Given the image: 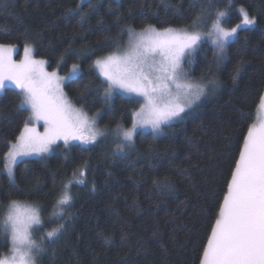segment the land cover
Wrapping results in <instances>:
<instances>
[{
  "label": "trees",
  "instance_id": "16d2710c",
  "mask_svg": "<svg viewBox=\"0 0 264 264\" xmlns=\"http://www.w3.org/2000/svg\"><path fill=\"white\" fill-rule=\"evenodd\" d=\"M80 3L0 0V44L17 45L20 51L27 44L50 71L61 74L78 64L77 78L64 87L68 97L88 114L99 113L103 127H129L140 104L121 94L105 103L106 83L93 61L128 45L129 28H188L201 0H87L77 9ZM229 7L225 27L240 23L241 8L256 17V24L238 32L219 67L207 39L184 61L192 80L214 76L219 84L215 92L209 91L155 138L150 131H138L134 146L117 156L112 155V138L87 146L60 143L47 155L19 161L16 189L11 188L4 153L20 135L29 111L17 108L15 88L0 93V223L11 195L40 205L43 231H51L61 222L52 205L62 185L72 181V218L63 221L66 229L40 255L39 264H200L243 137L264 94V0H213L205 21ZM241 59L245 63L234 83L231 73ZM164 176L171 187H154L153 180ZM78 179L84 183H76ZM9 249L0 234V258Z\"/></svg>",
  "mask_w": 264,
  "mask_h": 264
},
{
  "label": "snow or ice",
  "instance_id": "6c2138e0",
  "mask_svg": "<svg viewBox=\"0 0 264 264\" xmlns=\"http://www.w3.org/2000/svg\"><path fill=\"white\" fill-rule=\"evenodd\" d=\"M83 2L76 5L77 9ZM212 2L201 0L200 11L188 28L158 30L147 25L140 32L129 28L131 47L128 51L123 54L113 52L93 61V69L103 78L101 83L107 84L103 96L105 103L120 90L128 102L140 104V108L131 114L130 127L117 123L114 129L101 130L96 126L95 117L90 118L83 109L74 107L62 85L65 80L70 82L77 78L78 64L71 66L67 77H60L56 71H46V61L33 58V49L29 45L24 47V58L16 62L11 58L12 46L0 44V89L7 86L6 82L15 85L20 98L17 108L30 110L16 142L10 143L4 153V170L10 187L16 189L14 165L20 158L43 155L60 140L66 146L73 141L89 145L106 135L115 138L112 155L117 156L134 146V136L139 129L150 127L155 138L164 127L182 119V114L209 91L215 92L219 86L217 79L210 76L205 80L202 76L199 81L192 80L185 71V59L192 56L207 37L219 67L226 59L229 43L236 39L240 30L254 26L257 20L241 8L240 23L225 27L229 7L217 10L208 30L202 32L199 29L204 25L205 17L211 15ZM88 7L93 5L89 2ZM244 63L241 59L234 65L231 73L234 83ZM258 106L264 110V94H261ZM41 120L45 129L42 134L29 126L32 121ZM79 176L83 177L84 172L80 171ZM76 183L84 181L78 179ZM153 185L165 190L171 187V179L168 176L156 178ZM71 186L72 181L63 184L52 205L56 209L54 218L61 222L51 231H43L40 205H22L9 195L0 234L11 244V255L0 258V264H38V258L47 246L55 243L66 229L67 224L63 221L72 218L68 212L73 200ZM35 232H41L38 239L33 238ZM108 239L105 238L106 242ZM200 264H264V123L258 128L248 127L243 137L239 156L203 246Z\"/></svg>",
  "mask_w": 264,
  "mask_h": 264
},
{
  "label": "rangeland",
  "instance_id": "374dc122",
  "mask_svg": "<svg viewBox=\"0 0 264 264\" xmlns=\"http://www.w3.org/2000/svg\"><path fill=\"white\" fill-rule=\"evenodd\" d=\"M81 1V0H80ZM85 1H87V0H84V2ZM211 21H212V19L211 20H207V21H205L204 22V25H202L201 26V28L199 29L200 31H202V32H206L207 30H208V28L210 27V25H211ZM181 29H184V28H181ZM189 30H192V29H190L189 28ZM205 39H207V40H209L210 41V39H208L207 37H205ZM12 46V48H13V51H12V53H11V58L14 60V61H16V62H20L23 58H24V47L22 48V50L20 51L19 50V46H17V45H11ZM130 47H131V44H130V42L128 43V45H124V47L123 48H120V49H118V50H116L115 52H118V53H120V54H123V53H125L126 51H128L129 49H130ZM20 52V53H19ZM113 53V52H112ZM32 56H33V58L34 59H37V60H41L40 58H36L35 56H34V53L32 52ZM43 60V59H42ZM45 61V60H44ZM45 69H46V71H48V72H53V71H50L48 68H47V64H45ZM70 70H71V68H70ZM69 70V71H70ZM57 72V74L60 76V77H67V75H68V73H66V74H61V73H59L58 71H56ZM97 73H98V71H97ZM78 74V73H77ZM102 78V77H101ZM103 79V78H102ZM67 83V80H65V82H64V84L62 85V87L64 88L65 87V84ZM6 87H12V88H15V85H12V84H10V83H8V82H6ZM5 87V88H6ZM106 87H107V84H106ZM5 88H3V89H0V93L5 89ZM16 89V88H15ZM16 90H18V89H16ZM19 91V90H18ZM65 91V90H64ZM115 94H121V95H123V96H126V95H124V94H122L121 92H120V90H116L114 93H113V96L115 95ZM142 102V101H141ZM200 101H196L195 102V104H193V106H195V105H197L198 103H199ZM73 105H74V107L75 108H79V109H83L82 107H79V106H77V105H75L74 103H73ZM192 106V107H193ZM140 108V107H139ZM138 108V109H139ZM137 109V110H138ZM190 109V108H189ZM188 110V109H187ZM186 110V111H187ZM29 111V116H30V110H28ZM136 111V110H135ZM87 113V112H86ZM87 115L90 117V118H92V117H95L96 118V126H97V128H99V129H101V130H103V129H105L106 127H103V125H100V123H99V113H98V115L97 114H93V115H90V114H88L87 113ZM262 123H264V110H261L260 108H259V106H258V108H257V110H256V120H255V122L252 124V126L251 127H256V128H258ZM256 124V125H255ZM30 127H35L36 128V131L38 132V133H43L44 132V123H43V121L41 120V121H32L31 122V124L29 125ZM131 126V125H130ZM129 126V127H130ZM108 129H110V128H108ZM114 129V128H113ZM138 131H150V132H152V130H151V128L150 127H145V128H143V129H139ZM137 131V132H138ZM105 137H107V138H112L113 140L115 139L112 135H106V136H104V137H101V138H105ZM101 138H99V139H101ZM98 139V140H99ZM16 142V140L14 141V142H12V143H15ZM64 144V142L62 141V140H60V141H57L56 142V144L55 145H57V144ZM70 144H79V142H76V141H73V142H70ZM69 144V145H70ZM55 145H53L52 147H51V149L49 150V152H47V153H45V154H43V155H47V154H49L50 152H51V150L53 149V147L55 146ZM65 145V144H64ZM80 145V144H79ZM89 145H91V144H89ZM82 146H87V145H82ZM43 155H32V156H29V157H23V158H20V161L21 160H23V159H29V158H38V157H40V156H43ZM5 163H6V160L4 159V165H5ZM15 166L16 165H14V171H15ZM5 171V170H4ZM5 173L7 174V172L5 171ZM18 202H20L22 205H31V206H35L34 204H30V203H26V202H21V201H18ZM8 205V204H7ZM6 205V206H7ZM5 215H6V207H5V209H4V212H3V215L1 216V223H2V221H3V219H4V217H5ZM35 227V226H34ZM34 238V237H33ZM35 239V238H34ZM10 247H11V244H10ZM11 255V253H10V251H9V253H7L4 257H2V258H5V257H8V256H10ZM38 264H39V258H38Z\"/></svg>",
  "mask_w": 264,
  "mask_h": 264
}]
</instances>
